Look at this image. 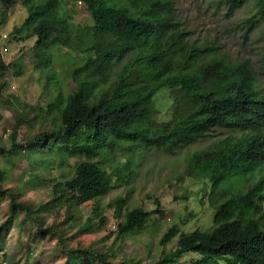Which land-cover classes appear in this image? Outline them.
Returning a JSON list of instances; mask_svg holds the SVG:
<instances>
[{"label": "trees", "instance_id": "1", "mask_svg": "<svg viewBox=\"0 0 264 264\" xmlns=\"http://www.w3.org/2000/svg\"><path fill=\"white\" fill-rule=\"evenodd\" d=\"M82 1L92 24L74 23L61 12V0H24L28 15L11 32L16 40L37 38L41 64L49 62L45 49L57 45L85 56L73 69L75 86L67 95L59 92L49 105L57 109L51 126L20 140L18 119L9 146L0 144V157L10 160L45 148L56 149L60 166L71 158L84 160L77 162L74 177L54 186L53 200L40 207L6 186L8 171L0 167V199L12 203L0 225V252L21 212L33 220L39 236L56 235L42 213L64 202L80 206L96 200L93 217L81 227L82 232L96 231L107 223L98 197L110 190L112 172L122 171L121 157L133 174V160L143 151L175 153L223 128L233 134L195 151L189 161L195 174L211 182L213 226L181 232L172 225L160 243L167 245L180 234L177 246L152 264H172L189 253L200 255L204 264H264V93L257 89L255 70L205 60L204 51L189 43L173 0ZM250 1L252 20L264 21V0H211L228 16ZM15 2L0 0L6 7ZM2 58L0 69L6 67ZM163 87L175 89L173 113L168 121L157 122L153 97ZM127 200L120 196L110 203L119 236L142 230L153 214L141 206L126 209ZM93 218L99 219L96 225ZM68 263L143 264L116 261L110 251L82 246L69 248Z\"/></svg>", "mask_w": 264, "mask_h": 264}, {"label": "rangeland", "instance_id": "2", "mask_svg": "<svg viewBox=\"0 0 264 264\" xmlns=\"http://www.w3.org/2000/svg\"><path fill=\"white\" fill-rule=\"evenodd\" d=\"M173 2L191 46L203 50L205 60L220 59L227 64L252 67L257 89L264 93V21L252 20L253 2L237 9L232 16L227 15L225 7L212 4L211 0ZM61 12L70 15L78 25L92 24L82 0H61ZM27 15L24 0H16L10 7L0 3V44L8 35L9 48L2 56L6 67L0 69V144L5 146H9V137L18 119L21 121L20 140L51 126L57 109L50 110L49 105L59 92L67 95L75 86L72 72L85 56L57 45L45 49L49 62L39 63L35 49L37 38L16 40L11 34ZM174 94L175 89L170 87L155 93V121L172 118ZM232 134L228 129L219 128L175 153L158 148L143 151L133 160V174L124 167L125 158L121 157L119 168L122 171L112 172L110 190L98 197L107 223L96 231H81L82 224L94 215L96 200L80 206H68L64 202L43 212L47 224L58 231L46 237L39 236L33 220L21 212L4 236L1 264H65L69 248L77 246L110 251L116 261L134 259L143 264L155 263L177 246L180 234L167 245L160 243L172 225H179L181 232L213 226L216 209L209 200L211 182L195 174L189 161L195 151ZM56 153V149L34 148L10 160L0 157V167L8 171L5 185L21 190L20 199L34 207L51 202L55 197L54 186L74 177L77 162L84 160L71 158L60 166ZM120 196L128 199L126 209L141 206L153 212L145 227L133 235L117 233L118 219L110 203ZM11 208L10 199H0V225L9 217ZM98 221L93 218L94 225ZM172 264L204 263L200 255L189 253Z\"/></svg>", "mask_w": 264, "mask_h": 264}, {"label": "built area", "instance_id": "3", "mask_svg": "<svg viewBox=\"0 0 264 264\" xmlns=\"http://www.w3.org/2000/svg\"><path fill=\"white\" fill-rule=\"evenodd\" d=\"M7 38H8V35H5L4 42L0 44V56H3L5 53H7L9 51V48L6 44Z\"/></svg>", "mask_w": 264, "mask_h": 264}]
</instances>
